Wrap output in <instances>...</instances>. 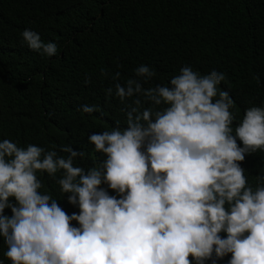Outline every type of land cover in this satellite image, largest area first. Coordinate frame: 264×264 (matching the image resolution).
Listing matches in <instances>:
<instances>
[{"label":"clouds","instance_id":"9594fccd","mask_svg":"<svg viewBox=\"0 0 264 264\" xmlns=\"http://www.w3.org/2000/svg\"><path fill=\"white\" fill-rule=\"evenodd\" d=\"M22 38L31 50L57 54L56 43L43 42L31 29ZM134 71L139 79L123 85L119 71L112 76L122 103L136 98L126 128L117 123L89 136L106 157L97 165L74 166L85 153L71 146L60 148L65 157L34 144L0 141L6 257L12 264H191L189 257L204 264L215 252L217 258L231 253L229 264H264V186L253 190L238 163L264 151V108L246 109L233 135L234 102L229 91L218 88L225 73L214 69L201 76L184 66L170 85L144 89L140 79L147 82L156 72L143 64ZM141 97L152 106L144 108ZM61 171L57 182L71 194L69 202L78 204L79 215L70 217L40 191L38 173L55 178ZM102 183L121 198L110 196ZM11 197L18 203H10ZM6 208L11 217L4 215ZM73 220L80 227H73Z\"/></svg>","mask_w":264,"mask_h":264},{"label":"trees","instance_id":"16d2710c","mask_svg":"<svg viewBox=\"0 0 264 264\" xmlns=\"http://www.w3.org/2000/svg\"><path fill=\"white\" fill-rule=\"evenodd\" d=\"M25 29L56 43L57 54L31 50L23 42ZM141 64L156 72L147 82L140 79L144 89L170 85L184 66L201 76L214 69L225 73L218 88L229 91L234 102L235 135L246 109L264 108V0H0V141L24 148L34 144L65 157L60 148L71 146L85 153L74 166L97 165L106 157L95 151L89 136L117 123L126 128L136 98L122 103L112 76L119 71L122 85L139 79L134 70ZM141 100L144 108L152 106ZM85 105L98 110L84 112ZM237 144L244 147L238 138ZM238 163L253 190L264 186V151L248 153ZM37 175L41 193L56 199L70 217L80 214L57 182L62 171L55 178ZM101 187L121 198L106 183ZM10 203L18 202L11 197ZM4 215L11 217V208ZM71 225L80 227L75 220ZM219 235L227 238L226 232ZM6 251L0 235V262L12 264ZM231 258L213 252L204 264H229Z\"/></svg>","mask_w":264,"mask_h":264}]
</instances>
